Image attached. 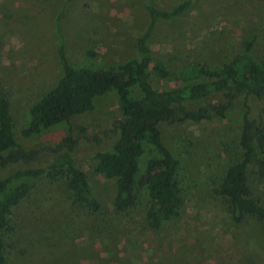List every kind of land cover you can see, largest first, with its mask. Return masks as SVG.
<instances>
[{
	"label": "rangeland",
	"instance_id": "rangeland-1",
	"mask_svg": "<svg viewBox=\"0 0 264 264\" xmlns=\"http://www.w3.org/2000/svg\"><path fill=\"white\" fill-rule=\"evenodd\" d=\"M151 1L167 11L185 0ZM65 2L0 0V80L10 98L15 134L27 149L54 146L70 134L79 137L75 159L108 215L90 214L75 203L66 177L28 178L31 192L14 208L11 230L5 235L7 264H264V225L251 218L236 225L215 193L227 169L241 156L244 114L249 109L251 117L264 124V100L242 96L226 119L160 124L164 143L183 163L179 176L183 206L178 218L157 230L145 222L147 192L139 209L117 215L115 180L94 170L96 153L112 151L119 138L114 124L122 119V112L115 92L98 97L92 111L70 122L33 139L23 136L32 107L63 74L55 22ZM192 2L179 18L160 21L151 40L154 64L164 62L168 72L166 79H160L152 71L157 89L183 85L181 72L191 63L219 68L243 53L264 60V0ZM150 22L145 0H72L61 22L66 56L75 68L117 67L140 57L137 40ZM211 101L217 99L189 107ZM155 156L153 147L146 146L141 175ZM55 157L43 151L35 163L4 168L0 179L20 170H48ZM249 181L264 202V177L258 166L250 168Z\"/></svg>",
	"mask_w": 264,
	"mask_h": 264
},
{
	"label": "trees",
	"instance_id": "trees-1",
	"mask_svg": "<svg viewBox=\"0 0 264 264\" xmlns=\"http://www.w3.org/2000/svg\"><path fill=\"white\" fill-rule=\"evenodd\" d=\"M71 1L66 0L55 22L63 74L57 85L32 107L29 125L22 134L28 139L36 138L60 123L70 122L76 115L92 111L98 97L115 92L122 112V119L114 124L119 138L112 151L96 153L94 170L107 179L115 180L113 207L117 215H127L139 209L142 195L147 192L145 222L150 229L157 230L165 222L178 218L183 206L179 180L183 163L164 143L160 124L226 119L235 101L242 96L264 100V60H255L243 53L219 68L205 63H191L181 72L183 85L169 90L157 89L151 80L152 71L160 79L168 76L164 62L154 64L151 40L158 23L173 21L184 15L193 2L185 0L173 9L163 11L151 0H145L151 22L137 40L139 58L111 68H75L66 56L61 26ZM135 87L137 95L134 94ZM212 98H216L217 102L189 107L190 103ZM79 129L83 134L84 129ZM78 141V136L70 134L54 146L42 149L23 146L15 134L10 98L0 80V174L11 164L35 163L43 151L56 155L48 170H20L0 179V264H7L5 235L11 230L13 210L31 192V185L26 181L28 178L45 176L56 181L66 177L75 203L84 206L90 214L108 215L93 193L87 173L77 164L75 149ZM94 141L99 143L101 140L96 136ZM149 145L157 156L148 160L141 175L140 161L145 147ZM240 148L241 156L227 169L215 193L236 225H243L250 218L264 225V202L256 197L249 181V171L254 166H258L264 177V124L251 117L249 109L243 117Z\"/></svg>",
	"mask_w": 264,
	"mask_h": 264
}]
</instances>
